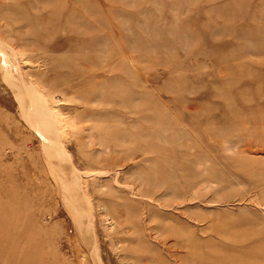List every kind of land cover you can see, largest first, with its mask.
<instances>
[{"label": "rangeland", "instance_id": "1", "mask_svg": "<svg viewBox=\"0 0 264 264\" xmlns=\"http://www.w3.org/2000/svg\"><path fill=\"white\" fill-rule=\"evenodd\" d=\"M0 264H264V0H0Z\"/></svg>", "mask_w": 264, "mask_h": 264}]
</instances>
